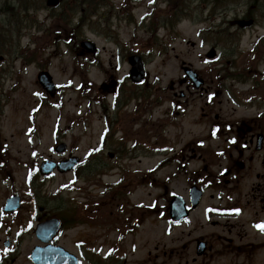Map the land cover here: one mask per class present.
I'll use <instances>...</instances> for the list:
<instances>
[{"label": "rangeland", "instance_id": "obj_1", "mask_svg": "<svg viewBox=\"0 0 264 264\" xmlns=\"http://www.w3.org/2000/svg\"><path fill=\"white\" fill-rule=\"evenodd\" d=\"M63 1L65 5L51 9L46 0H28L25 9L21 0H0V198L10 192H17L26 201L33 197L35 204L31 205L32 209L39 211L36 208L42 207L40 212L49 217H78L80 210L78 222L82 224L65 230L60 242L69 249H74L80 239L87 244H107L118 242L116 229L122 227L119 224L123 219L117 213L114 218L110 217L109 189L126 178V213L132 218H142V226L124 239L129 251L128 264L148 259L149 252L160 254L161 260H167L169 264H186V261L197 258L192 241L203 235L232 237L236 245L241 244L237 238L245 236V231H248V227L243 225L245 219L237 223L230 221L229 226L225 222L207 226L202 216L206 199L192 214L191 225L187 221L175 226L168 220L167 207L172 193L187 194L186 168L178 178L167 180L172 173H177L174 167H164L157 172L147 171L144 176L137 171L143 165L151 167L157 156H146L143 164L138 163V154L135 158L130 156L121 162L123 168L119 169L108 160L106 149L97 156L98 150L95 149L101 145L112 148L111 143L126 140V147H132L138 138L130 136L125 139L126 134L122 130L113 139L107 135L102 117L103 105L112 98L101 85L114 76L123 80L125 90L128 88L130 82L124 77L129 65L124 56L131 51L140 53L147 62L148 82L162 88H168L172 81L178 83L184 76V64L209 77L215 75L214 70L224 68L227 63L239 67L250 64L263 69L264 44L259 42V38L264 37V0H220L219 5L213 4V0H174L177 2L175 8L167 12L172 19L166 24L162 15L161 22L150 32L145 28H136L137 22L141 23L140 20L150 9L147 6L149 0H145L126 23L120 20L116 10L111 12L104 7L102 0H99V8L98 0L78 8L79 12L71 16L70 22L69 14L73 6H78V1ZM165 8L164 3H159L155 17L162 11L165 14ZM248 13L255 18V26L241 29L234 25L235 20ZM84 16L90 20L79 32L81 28L76 24ZM84 39L93 40L99 47V54H91L81 48ZM190 41L195 45L192 46ZM256 45V51L251 53ZM212 48L217 50L218 55L209 60L206 55ZM119 54L123 59L119 58ZM93 61H96L97 67L92 66ZM42 70H48L60 87L55 97L48 95L38 81ZM230 72L234 73L233 70ZM226 82L231 93L243 102L234 114L231 112L234 105L227 103L231 93L219 97L224 101L221 104L224 115H252L254 109L247 106L246 100L256 99L259 90L250 86L256 81H249L246 85ZM205 99L196 97L190 101L186 117L180 119L185 125L181 137L180 129L169 127L167 130L169 141L177 137V148L188 142L192 134L206 131V120L201 116ZM168 106L167 101L160 108H155L154 119H161L159 117H163ZM216 110H219V105ZM132 125L128 123L126 126L131 129ZM59 142L67 143L65 154L55 152L54 147ZM206 145L213 150L223 146V140L213 139ZM69 153L82 159L79 170L55 172L49 178L39 174V166L44 159L58 160ZM205 157L208 159L206 154L199 155L200 159ZM199 158L192 167L199 166ZM254 181L255 178L247 177L241 185L243 194L239 199L242 207L247 205L244 211L246 218H256L253 208L256 203L251 191ZM216 191L211 193L217 195ZM137 203L150 206V209L133 212V204ZM91 208L97 211L93 213ZM257 217H264V213ZM217 238L214 242L221 244ZM256 241L245 237L242 242L251 244ZM172 251L174 254L171 255ZM205 259L214 260L210 264H237L241 260L236 251L222 244ZM251 259L252 264H261L264 248L257 247Z\"/></svg>", "mask_w": 264, "mask_h": 264}, {"label": "flooded vegetation", "instance_id": "obj_2", "mask_svg": "<svg viewBox=\"0 0 264 264\" xmlns=\"http://www.w3.org/2000/svg\"><path fill=\"white\" fill-rule=\"evenodd\" d=\"M97 2L101 6L99 0ZM102 2L103 6L111 12L116 10L120 20L126 23L130 20L129 10L134 12L144 4L145 0H102ZM159 3H164L166 6L165 14H162L164 11L161 12V9L159 11L168 24L172 18L170 15L167 16V12L173 10L177 2L174 0H149L150 10L143 17L142 23L136 26L137 29L145 28L147 19L150 20L148 28L159 23L160 17L154 16ZM243 18L249 19L252 16L244 15ZM150 31L152 30L149 29L148 32ZM124 59H128V56H125ZM223 71V69L214 70L215 75L212 74L210 77L208 74L200 73V76L206 81L200 89H195V86L186 77L178 81L181 82L178 83V86L176 83L170 84L168 89L162 88L160 85L156 86V84L137 85L130 82L125 90L121 82L114 76L109 77V85H107L108 93L113 97L106 107L105 118L108 131L111 134L124 128L127 138L137 136L140 143L139 146L132 148L124 147L123 142L119 146L111 143L112 148H107L108 156L109 153L112 154L109 159L111 162H116L115 167L119 169L123 166L121 162L124 159L128 160L130 156L135 158L137 154L139 164H143L144 158L148 155L157 156L155 166L159 168L174 167L180 174L186 168L188 173L185 178L188 187L197 185L204 190V195L207 194L202 213L207 226H218L222 222L229 226L228 222L230 221L237 223L238 220L245 219L243 225L248 227V231H245V236L239 235L237 238V242H241V244L236 245L235 239L232 237L219 234L203 235L192 242L195 251L197 244L203 242L205 244L204 254L192 261H186V264L213 263L214 260L205 259V257L221 244L237 252L241 258L237 264H252L253 259L251 258L256 248H264V231L255 227L256 224L264 222V217H257L258 214L264 213V68L261 70L254 68L251 73L247 72L246 76L242 78L244 80L240 78L233 80L241 85L255 80L256 83L250 84V86L259 90L256 99L246 100L247 106L254 109L252 115L240 116L224 115L225 112L222 110L221 104L224 101L219 100V97H223L226 92H231L227 84L220 85L217 82V79L224 80V77L216 76ZM229 79L227 78V80ZM212 93L213 95H211ZM196 97L206 98L201 108V116L206 120V131L201 134H192L188 142L177 148L175 141L177 137L169 141L166 137L167 130L169 127L175 130L180 129V137L184 134L185 125L180 119L186 117L190 101ZM167 101L169 106L165 109L163 117H159L161 118L159 120L158 118L154 119V109L160 108ZM242 102L240 100L227 101L234 105V109L231 111L234 114L237 113L239 107H242ZM217 105H219V110H216ZM128 123L133 124L131 129L126 126ZM213 139L223 140V146L211 150L206 143ZM1 151L0 148V168ZM203 154H206L208 159L206 157L200 159L199 155L202 157ZM197 158L200 161L199 166L192 167ZM214 167L217 169L214 170ZM138 170L144 175L147 168L143 165ZM247 177L255 178L251 191L256 203L253 207L256 218H246L244 211L247 210V205L242 207L240 204L239 196L243 194L241 185ZM189 190L187 201L190 198ZM212 190H217V195L211 193ZM16 194V192H10L0 198V264H36L33 254L38 246L45 247L44 264H67L66 260H50V245L56 248L64 246L59 243L60 235L55 237L50 242L51 244L43 243L36 236V225L46 220L48 215L45 212H36L34 208L32 209L33 197L26 201V198L20 195L19 207L16 210H5L8 199ZM125 200L124 196L110 197L108 203L112 208V215L115 212L118 214L125 212ZM131 207L133 208V206ZM141 208L143 206L135 207L134 212ZM237 209L239 211H236ZM40 210L43 208L40 207ZM141 221L142 218L135 216L129 219L127 214L120 221L125 226L121 230L130 234L129 230L135 229ZM61 222L65 226L62 217ZM229 231L232 234V231ZM249 233L248 237L257 241L243 244L242 241L245 237L248 238ZM216 237L221 244L214 242ZM118 240L120 241V239ZM121 242L95 245L87 244L84 239H80L76 241L73 252L80 258V264H128V245L123 243V240ZM164 253L166 254L165 251ZM172 254L174 251L171 252ZM160 257V254L152 255V252H149L148 259L137 261L135 264H169L167 260L162 261ZM242 257L245 259L242 260ZM261 264H264V260Z\"/></svg>", "mask_w": 264, "mask_h": 264}, {"label": "water", "instance_id": "obj_3", "mask_svg": "<svg viewBox=\"0 0 264 264\" xmlns=\"http://www.w3.org/2000/svg\"><path fill=\"white\" fill-rule=\"evenodd\" d=\"M60 2V0H47V4L48 5H52V6H56L58 5ZM253 23V20H241L239 22L240 26L244 27L246 25H251ZM192 45H194L192 43ZM83 46H85L88 50L95 52L97 50L95 43L91 42V41H85L83 42ZM216 54L215 50L211 51L208 54V57H214ZM130 62L133 65V68L130 72L131 74V78L133 81L135 82H141L142 80H144L145 78V70H144V66H143V62L140 58V56L138 55H134L132 57H130ZM187 73L189 74L187 68H186ZM39 78L41 80V83L43 84L44 88L47 89L49 92H51L52 95H55L56 92V86L53 84L52 82V78L50 76V74L48 72H42L39 75ZM66 149V145L65 144H60L59 146L56 147V151L59 153H62L63 151H65ZM78 164V158L74 157V159L70 162L68 161H64L58 164V169L61 172H66L71 170L72 168H74L76 165ZM57 164H55V162L51 161V160H46L43 162L42 166H41V173L43 175H50L51 173H53L54 169L56 168ZM197 201L196 203H194V207L197 205L201 194L200 192H195ZM179 198V197H178ZM177 203L180 206V212L182 213V215L178 218L175 217L176 220H182L183 218H185L187 216V212H185L184 207H182L183 202L181 203L178 199H175L173 201V204ZM59 229V221L57 219L54 220H50L48 222H45L44 224H41L38 228V235L45 239V240H50L57 232V230Z\"/></svg>", "mask_w": 264, "mask_h": 264}, {"label": "trees", "instance_id": "obj_4", "mask_svg": "<svg viewBox=\"0 0 264 264\" xmlns=\"http://www.w3.org/2000/svg\"><path fill=\"white\" fill-rule=\"evenodd\" d=\"M19 1V0H18ZM22 1V3H23V7L26 9V7H25V4L28 2V0H21ZM78 2V6H73V10L70 12V22H71V20H72V15L74 14V13H76V12H79V10H78V8L80 9V7H84V5L86 6V3H90V2H92V0H77ZM260 1V0H259ZM213 2V4H215V5H219L220 4V0H213L212 1ZM82 3V4H81ZM64 4V3H63ZM65 5V4H64ZM90 20V18H88V17H86V16H84V17H81L80 19H79V21L77 22V24H76V26L80 29L79 30V32H82V28H83V26L85 25V22H88ZM231 67H234V68H239V66L238 65H232ZM243 67L245 68V67H250L249 65H243ZM246 71V70H245ZM71 219H73V215L72 216H69L68 215V217H66V220L68 221V220H71Z\"/></svg>", "mask_w": 264, "mask_h": 264}, {"label": "snow or ice", "instance_id": "obj_5", "mask_svg": "<svg viewBox=\"0 0 264 264\" xmlns=\"http://www.w3.org/2000/svg\"><path fill=\"white\" fill-rule=\"evenodd\" d=\"M236 211H239V210L237 209ZM255 227H257L258 229L264 231V222L256 224Z\"/></svg>", "mask_w": 264, "mask_h": 264}]
</instances>
